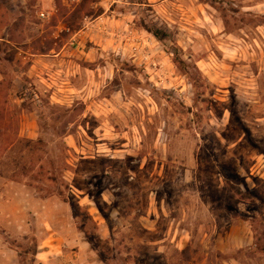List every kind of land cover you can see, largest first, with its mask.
<instances>
[{"label":"rangeland","instance_id":"374dc122","mask_svg":"<svg viewBox=\"0 0 264 264\" xmlns=\"http://www.w3.org/2000/svg\"><path fill=\"white\" fill-rule=\"evenodd\" d=\"M2 38L0 264H264V0H0Z\"/></svg>","mask_w":264,"mask_h":264},{"label":"crops","instance_id":"0c3cea01","mask_svg":"<svg viewBox=\"0 0 264 264\" xmlns=\"http://www.w3.org/2000/svg\"><path fill=\"white\" fill-rule=\"evenodd\" d=\"M64 56H65V54H63V53H58V54H56L55 56H54V58H53V62L54 63H56L57 64V66H58V72H64L65 70H66V68H67V65H68V63L69 62H67L65 59H64ZM34 57V56H33ZM36 57V56H35ZM42 57H44V56H42ZM44 59H46V58H44ZM44 60H42L41 58L40 59H38V60H36V61H34V64L36 63V64H40V63H42ZM33 64V66H32V68H35V65ZM60 73H58V74H60ZM56 76V75H55ZM4 81V74H3V72H2V69H1V67H0V84L2 83ZM21 90V89H20ZM234 235V239H233V241L232 242H229V246L227 247L228 248V250H230V249H233V250H235L236 249V242H237V237H236V234H233ZM86 245L87 244H83V245H81V247H79V255L81 256V258H82V254H83V251H84V249H87V247H86ZM70 246H71V244H70ZM83 246V247H82ZM88 246V245H87ZM56 248H57V246H55ZM72 247V246H71ZM56 249H54V247H51V248H49L48 249V251L45 253V254H43L42 255V257H39V256H41L40 254L38 255V259H37V264H52V261H53V259H54V256H56ZM90 254H91V257H92V253L90 252ZM93 259V258H92ZM95 263L96 264H98L97 263V261H95ZM75 264V263H74ZM77 264V263H76ZM81 264H85L84 262H83V259H82V261H81Z\"/></svg>","mask_w":264,"mask_h":264},{"label":"trees","instance_id":"16d2710c","mask_svg":"<svg viewBox=\"0 0 264 264\" xmlns=\"http://www.w3.org/2000/svg\"><path fill=\"white\" fill-rule=\"evenodd\" d=\"M151 32L154 34V36H155L157 39L160 40V39L162 38V35H161L160 32H156V31H151ZM0 41H1L2 43H4V44H11V43L14 42V40H6L5 38H2ZM42 54H43V55H46V53H43V52H42ZM15 57H16V56H15ZM15 57H14V58H15ZM14 58H13L12 60H10V59H6V60L9 61V62H12V61L14 60ZM41 142H42V141L35 143V142H33V141H30V142L27 143V147H30V148L32 149V151H37V150H35V149L32 148V147H33L32 145H37V144H39V143L41 144ZM51 164H52L53 168L56 167V163H55V162L52 161ZM41 169L44 170L43 167H41ZM51 180L54 181V182L57 181V179H56L55 177H53ZM57 182H58V181H57ZM55 195L58 196L62 201H64V203H69V202H70L69 198L66 197V195H65L63 192H61V191L57 192ZM89 242L91 243V241H89Z\"/></svg>","mask_w":264,"mask_h":264},{"label":"built area","instance_id":"2783aa9c","mask_svg":"<svg viewBox=\"0 0 264 264\" xmlns=\"http://www.w3.org/2000/svg\"><path fill=\"white\" fill-rule=\"evenodd\" d=\"M42 18H45V15L44 14L42 15Z\"/></svg>","mask_w":264,"mask_h":264}]
</instances>
